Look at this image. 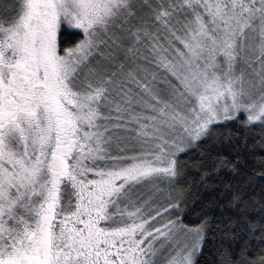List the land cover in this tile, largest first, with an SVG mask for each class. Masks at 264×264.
<instances>
[{"label": "snow or ice", "instance_id": "snow-or-ice-1", "mask_svg": "<svg viewBox=\"0 0 264 264\" xmlns=\"http://www.w3.org/2000/svg\"><path fill=\"white\" fill-rule=\"evenodd\" d=\"M206 252L264 264V0H0V264Z\"/></svg>", "mask_w": 264, "mask_h": 264}, {"label": "trees", "instance_id": "trees-1", "mask_svg": "<svg viewBox=\"0 0 264 264\" xmlns=\"http://www.w3.org/2000/svg\"><path fill=\"white\" fill-rule=\"evenodd\" d=\"M188 219L195 220V215L194 214H190ZM212 261H213L212 255L206 252L205 256L203 258V264H212Z\"/></svg>", "mask_w": 264, "mask_h": 264}]
</instances>
